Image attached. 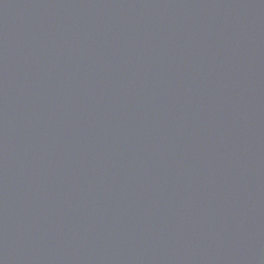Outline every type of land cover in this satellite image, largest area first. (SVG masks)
Returning <instances> with one entry per match:
<instances>
[{
	"label": "water",
	"instance_id": "1",
	"mask_svg": "<svg viewBox=\"0 0 264 264\" xmlns=\"http://www.w3.org/2000/svg\"><path fill=\"white\" fill-rule=\"evenodd\" d=\"M0 264H264V0H0Z\"/></svg>",
	"mask_w": 264,
	"mask_h": 264
}]
</instances>
